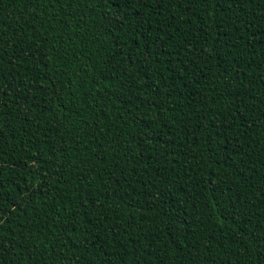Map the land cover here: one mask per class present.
Returning <instances> with one entry per match:
<instances>
[{"label":"trees","instance_id":"trees-1","mask_svg":"<svg viewBox=\"0 0 264 264\" xmlns=\"http://www.w3.org/2000/svg\"><path fill=\"white\" fill-rule=\"evenodd\" d=\"M0 264H264V0H0Z\"/></svg>","mask_w":264,"mask_h":264}]
</instances>
